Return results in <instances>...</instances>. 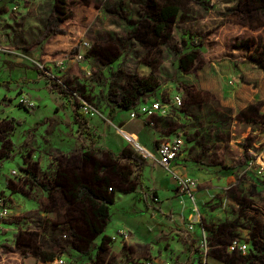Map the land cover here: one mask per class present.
<instances>
[{"label": "rangeland", "instance_id": "obj_1", "mask_svg": "<svg viewBox=\"0 0 264 264\" xmlns=\"http://www.w3.org/2000/svg\"><path fill=\"white\" fill-rule=\"evenodd\" d=\"M154 1L160 5L164 0ZM149 6V0H12L0 12V53L10 55L14 59L11 60L12 63L19 61L25 64L23 68H17L6 65L0 59V144L3 145V150L0 149V195L11 200L7 204L10 212L2 220V235L7 231L6 224L15 222L27 229L26 232H21L24 237L32 235V250L57 256L64 255V252L70 255L71 252L68 235L70 226L67 221L76 200L56 189L54 168L58 164L57 158L61 157L57 152L60 141L66 140L70 146L75 143L80 147L86 145V138L81 128L76 133L73 127L76 135L72 137L67 135L66 127L54 125L51 121L44 122L45 131H36L35 136H29L31 130L26 127L32 123L33 113L42 105L41 100H51L58 105L60 111L57 114L61 117L72 118V113L76 117L83 113L87 119L104 117L103 113L108 107L106 96L124 82L125 73L145 75L151 70L152 66L148 64L151 63L156 66L159 86L145 95L141 102H169L168 92L175 90L181 93L182 104L180 107H173V114L176 116L175 124L179 127L176 136L181 140L180 151H187L184 156L188 160L196 157L199 152V148L188 145L185 138L199 126V107L190 100L189 93H196L192 86L216 98L215 103H209L211 106L224 109L230 104L238 110L261 99L264 110V0H180L179 15L171 25V40L166 42L168 45L157 43L159 39L153 34L154 9ZM52 12H57L60 25L66 29L70 39L87 40L88 47L84 49L82 60L71 62L70 65L62 60L46 63L45 59H50L48 52L52 49L51 39L44 35ZM206 42L214 43L213 48L219 42L234 48L219 58L223 60L222 64H211L206 58L194 73L189 76L181 75L176 67L180 54L188 49L196 50ZM38 54L42 55V61L36 59ZM33 101H36L38 107ZM83 102L95 109L97 114L86 115L80 108ZM51 106L48 114L55 111ZM124 114H119V117ZM3 119L12 122V130L8 134V125L1 121ZM233 122L216 124L229 129L231 125H235L229 156L223 155L228 162L234 157L239 158L246 132L243 125ZM203 123L206 128L209 121ZM259 123L263 126L253 123L248 130L251 132L248 135V146L253 153L249 152L248 156H256L249 168L260 179L258 191L251 178L244 177L248 169L246 166L236 167L233 174L219 177L202 166L190 172L188 164L185 165L186 172L187 169L189 172L183 176L190 178L194 184L189 189L193 195L198 194L196 198L199 199L201 218L208 225L224 222L220 231L213 237L211 235L212 242L216 243L224 228L231 226L235 231L248 224L247 255L229 252L227 246H222L216 251L219 261L209 257L201 259L198 255V264H264V117ZM120 126L115 123L111 133L125 138L131 136L145 148L152 150L147 127L132 126L135 132H130ZM5 135H9V149L4 142ZM99 137L100 134L98 136L94 133L96 140ZM28 150L37 153V158L30 157V164L33 165L34 160L41 161L43 171L39 167L38 174L33 172L29 178L24 179L26 170L23 167L25 169L27 162H22V159ZM11 168L18 171V186L11 187ZM162 168H146L144 179L148 185L157 182L161 176H172L170 171L163 166ZM33 180L45 184L50 194L42 192V186L38 188ZM241 189L248 191L246 206L233 203L224 196V190ZM11 194L14 195L13 198ZM21 194L27 198H21ZM21 200L28 201V210H20V207L14 209V203L19 206ZM116 206L111 207L113 218L118 215ZM38 209L46 213L39 214ZM245 210L247 221L242 217ZM124 231L116 232V240L110 237V241L123 242L126 246L129 243L127 241L132 239V233L127 228ZM234 235H237V230ZM233 236L222 240L228 244ZM238 237L246 241V231L238 230ZM6 241L0 240V258L11 249ZM137 245L134 244V247ZM127 247L121 248L114 264H178L170 257L161 261L159 256L156 257V262L144 260L138 263V255L133 253L138 250L131 244ZM91 260L102 264L101 254L97 260Z\"/></svg>", "mask_w": 264, "mask_h": 264}, {"label": "crops", "instance_id": "obj_2", "mask_svg": "<svg viewBox=\"0 0 264 264\" xmlns=\"http://www.w3.org/2000/svg\"><path fill=\"white\" fill-rule=\"evenodd\" d=\"M220 29H222V27ZM208 43L209 42H206L204 45H200L196 48L200 54L195 63L192 65V69L190 71L185 72L181 70L178 66L177 60L176 67L181 75L189 76L194 73L195 70L200 67L201 62L206 58L208 60L207 62L211 64H222L223 60L219 58L226 55L234 48L233 46H227L222 42H219L218 46L213 48L212 45L214 43ZM162 44L167 43L163 42L161 45ZM188 51H190V49L182 52L186 53ZM38 55L39 56H37L36 59L38 61H42V55ZM9 57L10 55H3L0 53V59L6 65L17 68L24 67V63L19 61L12 63L11 60L14 59ZM45 61L47 64H52L56 60L45 59ZM64 62L67 63V65H70V63L74 61L71 57H69L68 59L65 58ZM205 63L206 62H203V64ZM149 72L150 71L146 74ZM36 74L39 76L37 71ZM191 88L195 90L196 93H189L191 98L190 100H192L194 104L192 101V103H189L199 107L200 116L198 120L196 119L199 126L193 129L192 133L188 134L185 138L188 145L198 147L199 152L196 157L188 160L184 156V152L187 153V151H180L177 157L171 162L170 168L180 175H187V172H193V170L198 166H202L205 170L210 171L219 177L231 175L234 173L236 167H241L238 162L242 160L244 153L248 154V146L244 149L243 144H241V149H243V151L239 158L234 157L232 158V161H226L223 155L229 156V149L231 150L230 145L233 140L232 136L235 135V125H231V128L229 129L227 126L221 127L216 124H227L229 121H234L233 123H240L244 126L246 131L244 134V140L247 139L248 134L251 133L248 131L250 130L248 116L255 115L259 116L261 119L263 118V100H254L238 110L230 104L229 106H225L224 109H220L219 106L217 107L212 105V107L209 104L217 101L213 95L201 92L193 86ZM175 95H181V93L175 92V90L168 92L167 98L171 99ZM141 101L142 98L136 105L141 103ZM35 102L36 101H33V103L38 107ZM40 102L42 105L38 111L35 113L32 112L34 114L32 123L26 127L31 130L29 136H35L36 131H45V127L43 126L45 125V121H51L54 125H62L63 127H66L67 135L69 134L72 137L76 135L73 133V127H75L76 133L78 128H81V131L83 130L80 115L79 117H76L72 113V118L61 117L57 114L59 107L54 102L51 100L50 102L48 100H41ZM106 103L108 107L106 108L105 113H103L104 117H94L91 119L86 118L88 130L91 133L87 136L83 130L86 138V145L78 147V145L72 143L70 146L69 142L62 140L58 143L59 147L57 146V152L61 155V157L57 158L58 164L55 165L54 168V186L65 196H70L72 199L74 198L76 200L72 206V208H74L73 211H71V216L68 218L67 223L69 224L70 229H73L78 235L76 248L72 247V245L71 247L69 246L71 250L70 255L64 252V255L61 256L66 259L67 264H83L87 263L89 260L88 264H97L91 259L97 260L99 254H101L102 264H114L115 260L119 257L121 248L130 246V244L133 248H135L134 244L137 243L138 245L135 249L138 251H133L134 249L132 251L138 255V263H142L144 260H152L153 262H156V257L159 256L161 261L164 260L165 257H170L178 264H198L200 262L196 249L205 232L210 246V251L208 252L207 257L217 259L219 261L216 251L224 245V242L220 239V236L216 243L212 242L211 235L212 237L213 235H216V233L220 230L221 224L224 222L221 221L216 225H208L201 218V213L199 212L200 220L193 222L192 228L189 229L188 215L192 213L194 204L198 209L199 199L196 198V195L198 194L194 193V200H192L187 194L177 195L174 189L175 181L172 176H161L157 182H153L148 185L144 179L146 168L150 166V168L158 167L163 169L162 166L149 158L143 157L145 162L141 168L132 166L134 173L130 175V178H132L131 181H126L120 174L111 172L116 161L114 158L109 157L108 152L117 155L124 147H129L134 152H137L128 139H132V141L137 140L131 136H128L127 139L117 133H111L113 128L112 126L115 123L121 125L120 127H122L123 130L127 129L130 132H135V129H133L134 126L139 125L147 127L148 141L152 144V150H148L142 145V143L139 141L137 142L156 156L158 143L163 139L173 138L176 136V132L179 128L175 124L176 116H173V118L170 119L160 117L154 118V125L151 126L144 117H137L134 119L129 118V111L133 107L130 109H124L115 103H109L107 101V96ZM50 104L53 105V110H55L52 114L47 113L50 109ZM28 112L29 111H26V113ZM123 112L125 114L119 117V114ZM205 112H207V114ZM205 115H207L206 119ZM77 119L78 121H76ZM1 121H4V124L8 125V129H6V133L8 134L9 130H12V122L9 119H3ZM206 121H209V123L207 127L204 128L203 122ZM161 123L164 124L162 125ZM15 133L16 132L14 131V134ZM94 133L98 136L100 134L98 140L94 138ZM4 139V142L7 144V149H9L11 144L9 135H5ZM66 139H68V137H66ZM2 146L3 145L0 144V149L3 150ZM99 149L103 151H99ZM25 155L26 156L22 159V162H27L25 169L23 167V170H26V176L24 179H26V177L29 178L33 172L38 174L39 167L43 171L41 161L34 160L33 165L30 164V157L37 158V153L28 150ZM125 162L127 161L124 159L117 160V163ZM186 163L188 164L189 169V171L187 169V172L185 166ZM12 170H15L16 174L11 178V187L18 186L20 185V181L17 178L18 171L15 168H11L10 173ZM137 173H139V179L136 178ZM106 179H109V181H111L114 185L112 192H105L106 194H110L112 197V202L107 205L109 219L107 224L104 226L103 232L96 235L92 232V229L98 221L94 216L92 205L88 200L80 201L75 198L73 193L76 192L77 186L80 184L86 185L92 189L94 193H103L105 190ZM41 191L44 193L46 192L45 190ZM154 192L156 193V196L153 198L149 197L150 195H153ZM143 193L148 196L147 201L142 199ZM10 196L13 198L14 195L11 194ZM224 196L227 199L229 198L233 203H240L244 206L247 205L248 191L246 189H241L240 191L224 190ZM22 197L24 198L26 196L21 194V198ZM155 198H157V200H155ZM132 200H134L133 203ZM9 201L11 203V200ZM15 203L14 209L20 207V210H28L29 205L27 200L19 201V206ZM112 206H116L118 209V215L115 218H113L114 215L111 211ZM38 213L45 214L46 212L38 209ZM242 217L247 221L248 216L246 214V210ZM111 226L112 228L110 229ZM126 228L130 229V232L132 233V239L127 241L129 243H127L126 246L123 242L118 243L119 241H110V237L114 236L116 232ZM6 230L7 231L4 235L0 233V240H7V245L11 246V249L5 253L2 258H0L1 264H54L53 259L57 257V255H54L52 260H44L38 250H32V248H30L33 244V238L32 235L28 237L23 236L24 233L21 232H26L27 230L23 228V226L13 222L6 224ZM236 230L237 234L238 230H244L247 232L246 228H237ZM236 230H232L230 234H235ZM103 235L106 237L105 240L102 239ZM10 236L11 238L9 239L8 237ZM224 236L229 237L226 233H224ZM90 243L93 245L90 250V254H85L79 250V247L87 249ZM50 254L51 253L48 255ZM86 259L89 260L86 261Z\"/></svg>", "mask_w": 264, "mask_h": 264}, {"label": "trees", "instance_id": "obj_3", "mask_svg": "<svg viewBox=\"0 0 264 264\" xmlns=\"http://www.w3.org/2000/svg\"><path fill=\"white\" fill-rule=\"evenodd\" d=\"M179 1L180 0H164L163 3H160L159 5L154 0H149V8L154 9V13L152 15L154 19L153 34L157 39H159L157 43L161 44L171 40L170 28L174 20L178 17L180 10ZM8 2H12V0H8L7 2L6 0H0V12L5 10V5ZM60 22V17L57 15V12L56 14L52 12L46 24V32L44 36L51 39L50 48L52 50L48 52L50 55V60H59L65 59L67 57H73L77 53L80 45V40L69 38L70 35H68L66 29L60 25ZM170 46L174 48V46ZM199 54L200 52L196 50H190L186 53L180 54L178 59L179 68L185 72L190 71L192 69V65L199 57ZM148 64L152 66V68L146 75L125 73L126 75L124 82L118 86L117 89H113L107 94V101L109 103H115L124 109H130L131 107H134L145 95L155 91L159 86L156 66H153L151 63ZM80 116L84 133L85 135L89 136L91 133L88 130L87 119L84 117L83 113H81ZM99 151L103 150L99 149ZM108 153L109 157L114 158L116 161L111 172L120 174L126 181H131L132 179L130 178V175L134 173L132 166L141 168L145 162L144 158L138 152H134L129 147H124L117 155H114L111 152ZM119 159H124L127 162L117 163V160ZM136 178L139 179V173H137ZM33 183L37 186L41 185L43 190H45L47 194H50V190L45 184L38 183L35 180H33ZM105 183V190L100 194L94 193L92 189L84 184L78 185L76 192L73 193L75 198L79 199L80 201L88 200L92 205L94 216L98 221L95 227L92 229V232L96 235H99L103 232L104 226L108 222L109 214L107 212V205L112 202L111 195L106 194L105 192H112L114 185L111 181H109V179H106ZM142 196V199L147 201L148 196L145 193H143ZM154 196H156L155 192L149 197L153 198ZM68 235L70 237L69 246L71 247L72 245V247L76 248L78 238L77 233L73 229H69ZM102 239L105 240L106 237L103 235ZM92 246V243H90L87 249L79 247V250L85 254H90ZM48 254L49 253L46 254L43 251L40 252V255L44 260H52L54 258V254Z\"/></svg>", "mask_w": 264, "mask_h": 264}, {"label": "built area", "instance_id": "obj_4", "mask_svg": "<svg viewBox=\"0 0 264 264\" xmlns=\"http://www.w3.org/2000/svg\"><path fill=\"white\" fill-rule=\"evenodd\" d=\"M88 47V42L86 39L80 41V45L77 53L71 57L73 61H80L83 59L85 53L84 49ZM67 57L66 59H68ZM64 62L65 59H62ZM182 104V98L180 95H175L173 98L169 99V102H162L160 100H153L150 103L141 102L129 111V118L134 119L137 117H144L148 121V123L153 126L154 118L160 117L165 119L173 118V107H180ZM81 110L88 116H94L97 114V111L89 106L87 103L83 102V105L80 106ZM128 139V138H127ZM136 151L144 158H149L153 160L155 163L163 166L166 170L170 171L172 174V178L175 181V192L177 195L188 194L192 200H194V195L191 193L189 186L192 185L194 187L193 182H191L190 178H187L183 175H180L173 171L170 168L171 162L177 157L181 150V140L175 136V138H168L161 140L157 145V155L155 156L144 147H142L137 141H132V139H128ZM248 168V167H246ZM11 176L16 174L15 170L11 171ZM191 187V188H193ZM157 200V198H155ZM10 201L5 197L0 195V232L3 229L2 220L6 218L9 214L10 209L7 204ZM199 220V213L196 205L194 204V208L192 214L189 216V229L192 228V223ZM120 233H124L125 231L119 230ZM62 237H65V234H62ZM115 239V236L111 237ZM209 243L207 240V235L204 232L202 240L200 241L196 251L201 259L207 257L209 251ZM229 252H238L241 254H246L248 251V243L246 241H240L238 238L233 239L229 246ZM54 264H67L66 259L63 256H57L53 259ZM203 262V261H202Z\"/></svg>", "mask_w": 264, "mask_h": 264}, {"label": "flooded vegetation", "instance_id": "obj_5", "mask_svg": "<svg viewBox=\"0 0 264 264\" xmlns=\"http://www.w3.org/2000/svg\"><path fill=\"white\" fill-rule=\"evenodd\" d=\"M264 117V116H263ZM258 118V119H257ZM263 119V118H262ZM262 119L261 118H259V116H248V124L250 123V126H251V124L253 125V123L254 124H257L259 127H262L263 125H261L259 122L260 121H262ZM251 133H249L248 135H250ZM243 144V148L245 149L247 146H248V137H247V139H245L244 140V142L242 143ZM254 144V143H253ZM252 148L250 147V146H248V153L250 152V154H253V153H251V150ZM256 160V156L253 158V156H248V154L247 153H244L243 154V158H242V160L241 161H239L238 163L240 164V166L242 167V166H246V167H248V169H246V176H244L245 178H248V176H249V178H251V180L255 183V190H257V185L260 183V179H259V177L256 175V173L254 172V171H252L250 168H249V165L251 164V163H253V161H255ZM263 184V183H262ZM258 191V190H257ZM188 195V194H187ZM189 196V195H188ZM190 197V196H189ZM198 213H199V211H198ZM192 214V213H191ZM190 214V215H191ZM199 220H200V214H199ZM248 220V219H247ZM232 227L231 226H229V228L228 229H226V228H224V230H222L221 232H220V235H222V236H220V239L222 240V239H224V238H226V236H224V233H226L229 237H231V236H233L234 234H230L231 233V231L233 230V229H231ZM243 228H246V230H247V232H246V238H247V240H246V242L248 243V224H247V226H244ZM220 231V230H219ZM218 233V232H217ZM216 233V234H217ZM235 238H238L239 239V237H238V234L237 235H234L233 236V238L231 239V241L233 240V239H235ZM240 240V239H239ZM230 241V242H231ZM240 241H242V240H240ZM230 242L228 243V244H226V243H224V248H226V246L228 247L229 246V244H230ZM229 251V250H228ZM241 254V253H240ZM248 254V251L246 252V254H242V255H247Z\"/></svg>", "mask_w": 264, "mask_h": 264}]
</instances>
